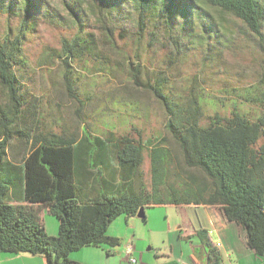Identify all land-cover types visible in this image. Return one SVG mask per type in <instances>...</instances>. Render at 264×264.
I'll return each mask as SVG.
<instances>
[{
    "label": "trees",
    "instance_id": "obj_1",
    "mask_svg": "<svg viewBox=\"0 0 264 264\" xmlns=\"http://www.w3.org/2000/svg\"><path fill=\"white\" fill-rule=\"evenodd\" d=\"M41 22L72 29L57 48L43 46L41 62L60 61L80 103L76 116L84 101L74 63L111 74L121 59L131 82L151 91L165 133L146 137L133 125L77 137L48 128L25 48ZM235 39L264 56V0H0V251L79 264L70 254L82 247L109 255L120 244L107 233L117 216L192 203L220 208L252 253L264 256V118L252 109L264 108V76L244 85L223 77L214 93L204 85ZM189 58L206 72L183 75ZM16 140L28 147L13 159ZM144 154L149 180L140 169ZM43 210L56 218V235L47 233ZM201 242L206 264H223Z\"/></svg>",
    "mask_w": 264,
    "mask_h": 264
},
{
    "label": "rangeland",
    "instance_id": "obj_2",
    "mask_svg": "<svg viewBox=\"0 0 264 264\" xmlns=\"http://www.w3.org/2000/svg\"><path fill=\"white\" fill-rule=\"evenodd\" d=\"M49 1L58 4V0ZM69 30L72 29H67L66 25L54 27L41 22L37 27L36 36L31 37L25 45L31 60L29 82L32 84L36 95H41L42 115L45 117L46 126L54 130H63L77 137H80L82 133L103 136L109 130L118 134L130 129L133 125L139 127L146 137L155 134L157 131L165 133L159 105L154 100L151 91L137 87L131 82L125 62L121 59H119L120 66L114 68L111 74L107 69L103 71L91 70L89 62L78 65L74 63V66L77 67L76 70H78L76 71L78 73L76 92H80L78 97L84 101L81 106L80 117L76 116L74 110L80 107V103L72 97L66 87L60 61L56 60L48 64L41 62L44 58L43 46L47 44L57 48L60 37ZM220 57L215 68H219V70L212 75V79H207L204 83L207 90L212 93L215 92V88L222 86L219 80L223 77H230L234 81L238 80L237 84L244 85L258 81L264 76V56L254 45L239 44L238 39H235V43L224 48ZM112 59L115 61L117 58L113 55ZM193 61L189 58L181 65L183 75L193 72L203 75V72H206L205 70L202 73L198 72L199 66H193ZM3 95L4 91L0 86V97ZM219 96L222 95L219 94ZM252 109L260 110L264 118L263 107L253 106ZM54 121L57 122V126H55ZM132 135L137 137L134 131H132ZM27 147L28 145L22 141H12L8 148L9 156L18 159ZM149 167V159L144 154L140 169L146 180H149ZM144 212L145 217H139L137 219L139 223L127 231V234L121 226L118 227L120 229L118 232L122 235L123 240H131L134 246V240L140 238L135 249L145 254L147 259L145 261L149 264H179L164 254V251L169 248L168 245L175 248L180 245L182 247L181 255L184 259L191 252H194V255L198 254V248L191 246L194 242H198L197 237L177 238L176 226L181 212L177 207L171 204H162L147 208ZM49 216L53 228L56 229L58 226L56 218L53 215ZM119 218L125 222L124 215L117 216L112 222L117 225ZM48 227L47 229L50 231ZM123 240L120 239V244L115 248L118 249ZM190 240L193 241L192 244L189 242ZM92 248L97 247L82 249L93 250L92 252H94L86 256L87 262L90 260L95 264H121L116 256L118 255L122 259V252L120 255L115 254L107 257L103 249ZM76 252L81 251L72 253ZM97 254H102V258H98ZM133 256L136 258L137 264H140L141 258L136 254ZM256 259L257 261L253 264H264V256ZM233 263L235 264V262ZM126 264L128 263L126 262ZM244 264H251V261H245Z\"/></svg>",
    "mask_w": 264,
    "mask_h": 264
},
{
    "label": "crops",
    "instance_id": "obj_3",
    "mask_svg": "<svg viewBox=\"0 0 264 264\" xmlns=\"http://www.w3.org/2000/svg\"><path fill=\"white\" fill-rule=\"evenodd\" d=\"M22 194L18 192L16 195V199L20 200ZM168 205V204H167ZM177 208L181 211L179 221L176 226L177 238H191L197 237L198 242L193 243L192 240L189 242L192 244L191 246H195L198 248V254L194 255V252L187 255V258L184 259L182 257V247L179 245L176 248L172 245H168L169 248L164 251V254L167 257H171L176 263L179 264H206L207 256L202 247L201 239H205L211 245H213L220 253L222 257L223 264H244L245 261H251L253 264L257 261V257L254 256L252 251L247 247L245 242V233L243 229L236 224L235 222L228 221L222 210L218 207L208 206V205H195V204H187L177 206ZM46 211H42L40 216L46 228V231L50 235H55L57 233V228H53V223L51 221V217ZM125 222L119 218L117 220V225L114 222H111L107 233L112 236L119 237L121 241L123 240L120 234L121 226L127 234V231H130L132 227H135L138 222V216H124ZM116 221V220H115ZM50 224V227H48ZM50 228V231L47 229ZM55 229V230H54ZM200 232V237L197 235V232ZM123 234V236H126ZM179 235V237H178ZM135 246L140 241V238L135 239ZM132 245V255L139 256L141 258L140 264H149L146 259V256L143 252H139L135 249L134 243L131 240L124 239L121 243L120 247L113 248V252L111 254H106V256L110 257L115 254H119L122 252L123 258L121 259L118 255L116 258L121 262V264H129L126 255L125 248L127 244ZM219 243V245H216ZM86 247L79 249L81 252L71 253L70 258L78 262L79 264H95L93 261H88L85 259L93 250H82ZM97 249V248H92ZM100 249V248H99ZM78 251V250H77ZM98 258H102V254H97ZM143 260V261H142ZM145 261V262H144ZM0 264H48L46 259L41 254H29V253H18V254H10L0 251Z\"/></svg>",
    "mask_w": 264,
    "mask_h": 264
},
{
    "label": "built area",
    "instance_id": "obj_4",
    "mask_svg": "<svg viewBox=\"0 0 264 264\" xmlns=\"http://www.w3.org/2000/svg\"><path fill=\"white\" fill-rule=\"evenodd\" d=\"M216 245H219V243H217ZM125 255H126V258L129 264H137L136 258L132 255V244L131 243L127 244L125 248Z\"/></svg>",
    "mask_w": 264,
    "mask_h": 264
},
{
    "label": "water",
    "instance_id": "obj_5",
    "mask_svg": "<svg viewBox=\"0 0 264 264\" xmlns=\"http://www.w3.org/2000/svg\"><path fill=\"white\" fill-rule=\"evenodd\" d=\"M138 217L140 218H144L145 217V212L143 208H140V210L138 211V213L136 214Z\"/></svg>",
    "mask_w": 264,
    "mask_h": 264
}]
</instances>
